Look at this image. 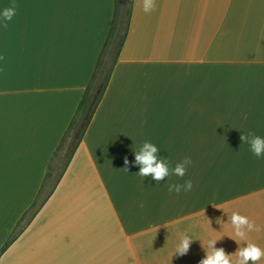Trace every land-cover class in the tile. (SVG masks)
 Instances as JSON below:
<instances>
[{
	"label": "crops",
	"instance_id": "crops-1",
	"mask_svg": "<svg viewBox=\"0 0 264 264\" xmlns=\"http://www.w3.org/2000/svg\"><path fill=\"white\" fill-rule=\"evenodd\" d=\"M13 3L0 23V248L41 187L114 13V0H0V13ZM155 5L145 13L134 0L83 140L0 264H199L210 240L236 264L239 247L264 249V156L240 139L264 138V0ZM145 142L170 169L190 157L186 175L139 176ZM189 179L191 191L169 194ZM233 212L260 231L239 240ZM185 234L193 241L180 256Z\"/></svg>",
	"mask_w": 264,
	"mask_h": 264
},
{
	"label": "trees",
	"instance_id": "trees-1",
	"mask_svg": "<svg viewBox=\"0 0 264 264\" xmlns=\"http://www.w3.org/2000/svg\"><path fill=\"white\" fill-rule=\"evenodd\" d=\"M134 0H114V13L109 33L97 60L94 72L79 105L48 164L41 187L30 205L16 223L10 236L0 248L1 255L19 237L40 208L54 192L64 175L79 144L105 94L121 49L125 43Z\"/></svg>",
	"mask_w": 264,
	"mask_h": 264
},
{
	"label": "clouds",
	"instance_id": "clouds-1",
	"mask_svg": "<svg viewBox=\"0 0 264 264\" xmlns=\"http://www.w3.org/2000/svg\"><path fill=\"white\" fill-rule=\"evenodd\" d=\"M155 7V0H143V11L145 13H151L155 10ZM16 8L17 5L13 3L11 6L4 8L2 13H0V23H2L5 29L8 27V22L12 21L16 15ZM5 59L6 57L4 55H0V61H4ZM240 139L242 143H248L250 145V150L254 156L257 158L264 156V138L254 133H249L247 135L242 134ZM158 151L157 146L150 142H145L140 150L135 152V162L140 166L139 176L151 177L152 180L156 181V184H159L170 175H175L180 178L186 175L187 166L192 163L190 157H185L182 162L177 163L174 168L170 169L168 162L164 158H158ZM124 163L126 166L130 163L127 157H125ZM167 187L169 194L175 193L179 195L181 191H191L193 182L189 179L183 184L169 183ZM230 222L234 228L235 237L239 238V240H247V232L260 231L254 221H250L248 217L238 212L232 213ZM235 240L239 244V241L237 239ZM192 241V238L185 234L177 247L176 254L180 256L185 255L189 251ZM216 242V240H210L208 242V247L211 251H206V257L201 259L199 264H231L230 257L233 254H227L223 248L217 249L215 247ZM235 255L238 257L236 264H250V262L251 264H257L258 261L264 258V249H261L255 243L249 242L245 247H239Z\"/></svg>",
	"mask_w": 264,
	"mask_h": 264
}]
</instances>
